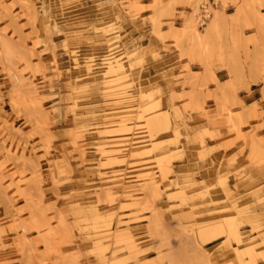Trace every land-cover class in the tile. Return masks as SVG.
I'll list each match as a JSON object with an SVG mask.
<instances>
[{
    "label": "rangeland",
    "instance_id": "374dc122",
    "mask_svg": "<svg viewBox=\"0 0 264 264\" xmlns=\"http://www.w3.org/2000/svg\"><path fill=\"white\" fill-rule=\"evenodd\" d=\"M222 2L206 0L201 6L212 17L219 3V12L230 16ZM146 4L152 5L153 0H0V51L2 38L17 48L12 64L0 58V97L10 98L7 107H0V264H79L80 260L120 264L111 257L98 261L96 255L102 249L126 258L121 264H200L209 252L213 264H232L231 247L221 248L227 238L204 239L196 227L203 217L219 210L234 214L244 235L258 241V251L264 252V110L252 107L259 97L253 100L236 93L229 101L223 91L229 72L232 78L243 77L247 44L239 45L241 57L230 37L221 36V27L206 31L211 17L201 26V7L196 22L206 33L201 44V51L207 47L204 62L205 55L210 56L204 66L211 74L214 55L217 79L221 73L225 77L209 92V76L184 73L186 61L169 31L171 24L177 27V19L188 17L190 4L172 2V16L161 15L162 37L154 33L156 11ZM7 17L11 22L3 25ZM111 54H120L125 61L129 87L118 88V81L108 76ZM13 73L22 79L15 88L23 119L13 115ZM115 94L124 98L115 102ZM240 99L247 103L243 110ZM155 102L160 104L158 109L145 108ZM122 106L127 108L108 111ZM119 111L128 113L134 125L166 111L171 129L158 133L160 144L153 152L110 165L105 163L101 145L121 137L99 131L113 125L105 123L106 113ZM228 112L240 122V128L234 125L239 130L224 122ZM140 114L144 117L136 118ZM137 127L124 137L128 142L121 143L126 153L153 146L149 138L133 139L147 130L144 124ZM252 142L256 144L251 159ZM154 154L164 167L157 173L159 190L148 200L136 190V175L140 164L146 169L153 166ZM137 159L141 162L131 163ZM113 172L135 174L134 186L119 183L115 187L119 195L110 202L104 189L114 187L112 178H107ZM176 179L183 185H174ZM196 189L202 191L194 193ZM227 189L236 197L228 192L222 198ZM124 195H130L133 202L127 219L116 208ZM172 201L180 205L172 206ZM25 207L42 220L47 214L48 219L39 225L28 223L20 218V209ZM186 209L196 223H180L179 219L187 220L181 217ZM36 227L51 233L50 238L57 240L55 247L40 251L34 245ZM69 234L71 239L65 240ZM128 242L135 244L130 254L124 249ZM257 259L261 262L264 257Z\"/></svg>",
    "mask_w": 264,
    "mask_h": 264
},
{
    "label": "bare ground",
    "instance_id": "6f19581e",
    "mask_svg": "<svg viewBox=\"0 0 264 264\" xmlns=\"http://www.w3.org/2000/svg\"><path fill=\"white\" fill-rule=\"evenodd\" d=\"M162 1L163 0H153V4H152L154 10L156 11L153 15V20H156V24L155 25L153 24L154 33H156V35L160 37L163 36L162 30L160 29L161 15H171L172 16L171 11L173 9L172 7H170V5H172V2L175 0L168 1L167 2L168 5L162 4ZM208 1L211 4L215 3V2L212 3L210 0ZM222 1L225 3V0H222ZM231 1L239 2V3L242 2L241 11L245 13L248 12L247 5L250 2V0H231ZM187 2L188 4H190L192 8L190 14L187 17L188 21L190 22V30L187 33V36L185 35L183 31L180 30L183 28V25L178 28L171 24L170 29H169L171 35L177 40L178 47L180 48L181 53H182V49L186 41H188L189 43H194L197 47H201V44H204V41L206 40V35H205L206 33H203L202 31H200V28L197 26V23H196V16L198 15L201 7H203L201 5L202 4L206 5V0H187ZM257 2H259V0H255V3ZM203 10L207 12V17L209 19L211 17V14H209L206 7H203ZM226 21L228 20L226 19V15L223 12H219V15H218V12H215V14L211 17L209 25L205 27V29H207L206 31H208L209 33L214 32L215 30H218L220 27L226 24ZM192 29H195V32H193ZM218 31L216 32L217 35L219 34ZM1 46H2V50L0 51V58H2L3 61L8 62L9 64H12L14 57L17 56L16 46L13 45V43H11V41H9L6 38H2ZM204 47L205 48H203L204 50L202 52H206L205 49H207V47L206 46ZM208 51H209V48H208ZM108 60L109 61L107 62V66H106V70H108V76L114 77L115 80L118 81L116 83L118 88L124 89V88L129 87L131 80L129 78V75L126 74V64H125V61H123L122 56H120V54H114V55L111 54ZM206 69L209 70L208 67ZM12 76L14 77L15 83L21 82L22 79L18 74L13 73ZM115 95H116L114 99L115 102H117L116 99L120 100L124 98L123 97L124 95H119L118 97H117V94ZM159 107H160V104L158 102H155L154 104L149 105L145 108L147 110H155V109H158ZM124 108H127V107L122 106L119 108H112L108 111H112L115 109H124ZM115 114H112L111 112L106 113L105 123L109 122L110 124H113V125L104 126L101 129V131H99L100 133H103V134L116 133L117 137H121V139L117 138L116 140H110V141L102 140L103 143L101 146H102L104 157H105L104 160H107L105 163L108 162L110 165L111 164L114 165L116 163L120 164L122 162H125L127 161V157L133 158L137 156L138 154L153 152L154 150L153 147H156L160 144V138H158L159 136L158 133L161 130L168 131L169 129H171L169 128V125H168L169 116L166 111L161 112L160 115L155 118L145 120V122H137L135 125L134 123L130 122L131 117H129V114L128 113L126 114L125 111H119V112H116ZM143 117H144L143 114H140L139 117H136V118L141 119ZM228 117L231 118V114L229 112H228ZM143 124L147 130L136 133L133 139L136 140L140 138H149L153 146L151 148L147 147L146 150H144L146 148L145 146L144 147L141 146V148L137 147V148L131 149L128 153L124 152L125 149H123V144L121 143L128 140L126 139L127 137L126 138L124 137L129 136L134 130L140 128L137 126H140V125L142 126ZM101 136L103 137L102 134ZM136 162H141V161L140 160L138 161V159L131 161V163H136ZM151 164H153V166H151V168L147 167V169L144 166V164H140L141 165L140 171H139L140 173L136 175L139 177V179L136 180L138 182V184H136L137 186L136 190L138 191V194H143L145 199H148V200L153 194L156 193V191L159 190V182L161 180L158 179L157 173H159L161 169L164 167L162 159L157 157V155L155 154H154V158ZM133 175L131 174L127 175V173L125 174L123 172L122 173L113 172L107 177L109 179L112 178L113 180L112 183L116 184V185L114 184V187L108 185L104 189L106 192L105 194H107V197L110 202L115 201L117 199V196L119 195V192H120L119 189L115 188L119 185V183L127 184V187L134 186L132 185L134 181L132 180V178L134 177ZM129 196L130 195L122 196V198H120L116 206V208H119L123 211V215H125L124 217H126L125 219L128 218L126 215L129 214V207H131V205L133 204V202L130 201ZM224 213L225 212H222L221 210H219L218 212H215L211 216H208L205 218L203 217L201 222L198 223V225L196 226V227H200V230L198 231L200 235L204 239H207V240L215 239V238L218 239L220 237H224V238L226 237L227 239L225 241L228 242V245L225 246V242H224L221 248L223 249L225 247L226 248L231 247L229 249H232L231 250L232 254L234 255V257H236L237 262L239 261L240 264H260V262L257 259L258 256L260 255V251H258V248L256 247L258 244V241H254L251 238V236L244 235V232L241 231V229L239 228L238 222L235 219L234 214H224ZM237 236H238V239H237ZM133 242H136V241H133ZM133 242H128L126 246L124 247V249H126L127 251V254L131 253V249L133 248L132 246L135 245V244H132ZM223 251H226V250H223ZM228 252L230 251H227V253ZM120 256L121 255H118V252L115 254H109L108 251L102 249L96 255V258L98 259V261H101V262L104 261L105 258L107 257H111V259L116 258L120 260V264H121L126 260V258L124 257L122 258Z\"/></svg>",
    "mask_w": 264,
    "mask_h": 264
},
{
    "label": "snow or ice",
    "instance_id": "6c2138e0",
    "mask_svg": "<svg viewBox=\"0 0 264 264\" xmlns=\"http://www.w3.org/2000/svg\"><path fill=\"white\" fill-rule=\"evenodd\" d=\"M148 8L153 7L151 4H146ZM11 7L15 8L17 5H11ZM173 7V5H170ZM221 5L219 3L216 4V8L218 10ZM241 4L236 3L232 4L229 3L228 0H225L223 4V8L227 10V13H230V16L226 15V19L228 23L224 24L220 29V34L223 36L227 34L230 37V43L236 45V52H239L240 56L243 57L244 53L240 51L239 45L246 43L247 44V55L248 60L247 63L244 65V73L243 77L240 79L232 78V73L229 72V82L224 87V95L226 98L231 101L232 97L236 95V93H240L241 97L251 96L253 100H257L256 104H253L252 107L259 108L264 110V0H259V4L255 3V0H250L247 5V8L250 10L247 13L241 11ZM165 19V18H162ZM11 22V17H7L3 25H8ZM177 27L183 24V28L180 29L185 33L190 30V22L188 21L187 17L183 19H177L175 21ZM199 24V21L196 22ZM153 24H156V20H153ZM203 27L200 28V31H203ZM11 32L12 30L9 29ZM195 32V29H192ZM15 35V32H12ZM32 41L29 40V44ZM42 44V42H41ZM255 45V48H254ZM202 47V46H201ZM201 47H197L194 43H189L188 41L185 42V45L182 49V59H184V73H192L193 75L199 78L200 76H209L208 80V90L211 92V89L214 85H219L221 81L224 80L223 73L220 74V78L216 79L215 73V56H211V64H212V73L209 74L204 66V53L201 51ZM33 49L38 51L39 48L33 44ZM199 57V59H197ZM235 59V53L234 57ZM251 70V75H250ZM27 71V69H24ZM4 91H8V78L4 79ZM254 94V95H253ZM18 96V92L15 88V82L13 80V85L11 88V104L13 105V115L19 114L21 119L24 118L25 113L21 110L22 106L17 103L16 97ZM217 96H219V89H217ZM10 102L9 96L5 95L0 97V107H7L8 103ZM240 108L243 110L247 107V103L244 99H240ZM261 119H264L262 117ZM20 218L25 219L30 224H37L43 223L44 220H47V214L45 215L44 219L42 220L33 210L25 207L20 209ZM54 224V221L51 222ZM25 232H27V228H25ZM32 235L36 236V240L33 242L34 245L40 251H47L50 247H55L57 240L51 239V233H45V230L40 227H36L32 233ZM59 239V238H57ZM71 234L65 237V240H70ZM238 239V236H237ZM228 245V242L225 241V246ZM83 255V253H81ZM90 255H94V253H90ZM260 255L264 257V252H261ZM27 264V262H25ZM79 264H97L96 261H85L80 260ZM152 264H158L157 261H153ZM200 264H213V261L210 259V252L209 258L201 261ZM235 264V262H233ZM260 264H264V259L261 260Z\"/></svg>",
    "mask_w": 264,
    "mask_h": 264
},
{
    "label": "crops",
    "instance_id": "0c3cea01",
    "mask_svg": "<svg viewBox=\"0 0 264 264\" xmlns=\"http://www.w3.org/2000/svg\"><path fill=\"white\" fill-rule=\"evenodd\" d=\"M162 31H164L163 29H162ZM165 32V31H164ZM158 41L157 42H160V40L159 39H157ZM180 53V52H179ZM209 59H210V56H209V54L207 53L206 55H205V63L207 64L208 63V61H209ZM207 66V65H206ZM216 79H217V75H216ZM218 110H219V112H222V111H224V109H219L218 108ZM204 118H206L208 121H211V117L209 116V115H206ZM231 120L232 121H229V119H228V114H227V117H226V119H225V121L224 122H226L229 126H230V128L231 129H237V130H239V128H240V122L239 123H236L234 120H233V118H231ZM213 122H216V121H214L213 120ZM234 125H239V128H234ZM254 144H256V143H254V142H252L251 144H250V151H249V157L252 159V157H254V153L252 152V149H253V147H254ZM258 145V144H257ZM190 182V181H189ZM172 183L174 184V185H176L177 183L178 184H180L181 186L183 185V182H181V181H179V180H172ZM189 187H187L186 189H188ZM198 191H202V190H198V189H196L195 191H193L194 193H197ZM231 193V195L233 196V197H236V195H234L233 193H232V191L231 190H228L227 189V192L225 191V192H223L222 194H223V196H221L222 198H224V197H227L228 195L226 194V193ZM217 196V195H216ZM160 198H162V197H159V199ZM194 200V199H193ZM198 203H201V202H198ZM157 205V204H156ZM171 205L172 206H176V205H180V201H172L171 202ZM203 204H201L200 206H202ZM184 207V206H183ZM185 208V207H184ZM184 208H182V209H184ZM181 209V211H183ZM200 210H202V211H204V212H208L207 211V209H206V207H201V209ZM184 214H182V218H185V219H187V220H181V219H179V221H180V223H182V224H187V223H192V224H194V223H196V219L194 218V217H192V215H191V213H190V211L188 210V209H186V211L184 210V212H183ZM235 213H236V215H238V210H236L235 211ZM254 224V223H253ZM242 228V227H241ZM242 230H243V228H242ZM236 257H234V261L236 262Z\"/></svg>",
    "mask_w": 264,
    "mask_h": 264
},
{
    "label": "built area",
    "instance_id": "2783aa9c",
    "mask_svg": "<svg viewBox=\"0 0 264 264\" xmlns=\"http://www.w3.org/2000/svg\"><path fill=\"white\" fill-rule=\"evenodd\" d=\"M212 3H214L215 2V0H210ZM201 22H200V25L201 26H203V25H205L206 24V21H207V19H208V17H207V12L206 11H202V13H201Z\"/></svg>",
    "mask_w": 264,
    "mask_h": 264
}]
</instances>
